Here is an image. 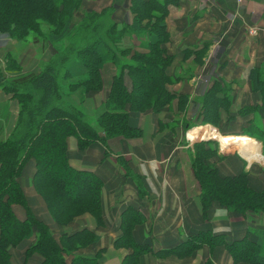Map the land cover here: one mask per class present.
<instances>
[{
  "label": "trees",
  "instance_id": "16d2710c",
  "mask_svg": "<svg viewBox=\"0 0 264 264\" xmlns=\"http://www.w3.org/2000/svg\"><path fill=\"white\" fill-rule=\"evenodd\" d=\"M174 1L131 0L133 21L119 24L112 18L115 6L87 10L77 22L74 14L83 0H0L1 33L23 43L39 37L56 48L54 55L41 63L39 73L22 72L7 77L5 70H21L12 56H8L5 68L0 67V87L20 103L12 132L0 140V264H14L12 248L31 237L34 242L26 248L22 264L36 254L42 257L39 264H100L104 249L93 256L78 253L98 241L99 236L88 228L73 233L57 232L34 212L20 178L26 163L33 160L32 185L57 225L67 226L85 213H91L99 225L103 224V179L93 170L71 165L68 138L75 136L83 150L101 142L108 153L110 139L142 135V129L130 122L132 112L159 114L172 104L177 96L169 89L175 79L168 67L174 56L165 44L171 39L166 18ZM127 35L139 37V45L123 46ZM76 36L79 42L73 44ZM106 63H113L117 71L107 99L91 114L85 99L104 87L102 68ZM250 79L254 91L263 94L260 105L264 106V69H252ZM179 100L186 104L188 95H180ZM201 100L205 122L217 124L221 120L220 110L232 104L230 87L215 82ZM257 108L259 105L248 106L239 113H251ZM233 117L229 115V120ZM240 134L264 141V129L253 119ZM208 143L196 144L195 159V171L203 183L201 201L205 214L214 202L245 216L264 210V189L250 186L248 172L222 176L217 168L206 164L207 158L216 152ZM129 167L128 164L129 174L139 178ZM14 204L25 207L26 218L18 217ZM141 222V212L133 206L122 213V234L115 246L129 248L131 252L121 264H140L144 254L153 252L149 244L135 238L134 229ZM219 245L231 253L234 264H264V230L259 229L232 241L224 234L202 230L162 253L190 255L203 246ZM205 264L214 262L208 259Z\"/></svg>",
  "mask_w": 264,
  "mask_h": 264
},
{
  "label": "crops",
  "instance_id": "0c3cea01",
  "mask_svg": "<svg viewBox=\"0 0 264 264\" xmlns=\"http://www.w3.org/2000/svg\"><path fill=\"white\" fill-rule=\"evenodd\" d=\"M174 2L169 6L170 12L166 18L171 39L165 47L174 56L168 72L175 79L169 84V89L190 96L187 108L182 110V116L189 119L187 126L193 124L191 119L202 98L198 88L205 80L210 85L215 82L223 87L228 85L232 94L229 113L221 109L223 122L227 124L224 132L230 135L224 136L203 127L193 129L189 137L195 139L198 136H212L220 141L226 137L234 138L237 146L229 156L225 153L223 168H229L231 174H239L243 171L253 172L261 167L264 182V158L260 153H263L264 141L261 143L260 140L259 143L256 137L240 134L249 121L253 119V123L257 122L258 117L263 120L264 129V106L260 105L263 94L254 91L250 79L252 69H264V0H245L242 3L238 0ZM112 3L117 6L115 19L119 24L133 21L131 0H83L79 12L100 11ZM123 10L124 14L121 13ZM52 48L48 46L44 51L36 50L33 42L23 44L9 34L0 32V67L5 68L8 56H12L16 58L21 70H5L7 77L22 72L39 73L41 63L53 55ZM116 71L113 63L103 66L104 87L88 94L85 100V106L91 114H95L107 99ZM218 95L222 96V92ZM255 105H259V108L251 113H239L241 109ZM19 109L18 99L0 87V140L6 139L12 132ZM229 115L234 116L233 119L229 120ZM172 117V104L158 114V119ZM130 122L143 129V137L112 138L109 140L108 153L107 147L101 142H94L83 150L79 148L75 136L68 138L71 165L78 169L93 170L103 179L102 225L91 213L75 217L67 226L57 225L32 185L35 164L30 160L20 180L34 212L59 233L66 230L73 233L84 228L94 231L99 236L98 241L78 253L93 256L104 249L100 264H121L131 252L129 248L115 246L116 239L122 234V213L130 206L140 210L142 215V222L134 229L136 240L153 248V252L142 256L140 264H205L208 259L215 264H234L233 256L224 245L215 248L203 246L191 255L162 253V250L176 247L202 230L224 234L229 241L240 239L254 230H264V221L260 215L253 219L248 215L230 212L218 202H214L204 215L199 183L185 153L179 150L185 145L172 140L175 134L184 132V128L178 127L171 134L159 130L157 116L151 111L132 112ZM121 156L139 178L129 174L127 168L119 163ZM17 205L13 207L18 217L26 218L25 208ZM33 242L34 237H31L12 248L13 262L16 251L25 253ZM41 259L36 254L27 264H39Z\"/></svg>",
  "mask_w": 264,
  "mask_h": 264
},
{
  "label": "rangeland",
  "instance_id": "374dc122",
  "mask_svg": "<svg viewBox=\"0 0 264 264\" xmlns=\"http://www.w3.org/2000/svg\"><path fill=\"white\" fill-rule=\"evenodd\" d=\"M83 5V4H82ZM81 5V7H82ZM109 6H115V12L113 13L112 15V18L115 19L116 18V14L117 13V6L114 5V3H112L111 5ZM80 7V8H81ZM80 8L75 12L74 14V20L79 22L82 17L84 16V13L83 12H79ZM130 10H131V4H130ZM87 11V10H86ZM97 11V10H96ZM101 11V10H100ZM120 12V11H118ZM132 12V11H131ZM122 14L125 13V11L123 10L121 12ZM119 13V14H121ZM133 13V12H132ZM134 14V13H133ZM76 17V19H75ZM109 19L111 20V17H109ZM123 24V23H122ZM34 40V45L36 47V50H41V51H44L45 48H47L48 46L53 49V55L56 51V48L55 46L53 45L52 42H49V41H41L39 37H35L33 38ZM141 39L137 36H130V35H127L125 36V38L123 39L122 41V45L123 46H133V47H136L139 45ZM79 42V38L76 36L74 39H73V44H76ZM28 43V42H27ZM27 43H23V44H27ZM66 43H68V41L64 42V46L66 45ZM52 55V56H53ZM51 56V57H52ZM212 85V84H211ZM211 85L208 83V80H205L202 85L200 86L199 85V92L202 93V96L204 94H206L210 89H211ZM228 86V85H226ZM225 86V88H226ZM202 89V90H201ZM171 90V89H170ZM176 93V98L173 99L172 101V111L174 113V117H172V119H158V114H155V116H157V126L160 128L159 130L161 131H168V134H171V133H175V132H171V131H175V129H177L178 127H183L184 128V132L182 133H177L173 136L172 140L173 141H176L179 142L181 145H185L184 147H181V149H179L182 153H185V156L188 158V162L191 166V169L195 175V177L197 178V181L199 183V187L201 189V195H202V192H203V183L201 184L200 182V179L198 177V175L196 174V171H195V159L197 158V146L196 144L197 143H200V142H210L208 143L207 146H211L214 150H216V152L214 153L213 156L207 158V162L206 164L210 165L211 167H214V168H217L219 173L222 175V176H233V175H238V174H231L230 173V169L225 167L223 168V159L225 158V156L228 154L229 156V153L232 152V150L234 151L235 150V144H237V142L235 141L234 138H229V137H226V138H223L222 141H220L218 138L216 137H212V136H207V137H202V136H198L197 138L195 139H191L189 137V133L193 130V129H202L203 127H207L208 129L210 130H215L217 131L218 133L224 135V136H228L230 134H226L224 131L227 130L226 126L227 124L225 122H223V119L224 117H222V111L220 110V114H221V120L218 121V123L214 124V123H210V122H205V119H204V114H205V108H204V104L202 102V100L197 103V107L196 108V112L194 114V118L191 119L192 120V123L193 124H189L187 126V122H188V118L187 117H183L182 116V110L183 109H186L187 107V103H188V100H190V96L188 95V100H187V103L184 104V101L181 102V100H179V96L180 95H183L184 93H181L179 91H174ZM184 95H187V94H184ZM231 99H232V94H231ZM86 100V99H85ZM169 106V105H168ZM167 106V107H168ZM166 107V108H167ZM228 109H224L225 110V113H229V109L231 107V104L228 105ZM88 110V109H87ZM148 112V111H147ZM144 113V112H143ZM228 115V114H227ZM226 118V117H225ZM188 119V120H187ZM161 122V123H160ZM262 123H263V120L258 117L257 118V122H256V125H259L261 128H263L262 126ZM225 125V126H224ZM142 129V128H141ZM242 135H245V134H242ZM249 135V134H247ZM251 136V135H250ZM143 137V129H142V135L139 136V137H135V138H141ZM254 137V136H253ZM126 139H132V138H126ZM166 139H171V138H168L166 137ZM259 138H257L258 140ZM193 142L191 143L190 142V145L188 144L187 145V142ZM259 143H263V140H258ZM234 142V143H233ZM224 146H223V145ZM229 144V145H228ZM228 145V146H227ZM246 146V145H245ZM247 147V146H246ZM243 148V149H246ZM230 150V151H228ZM226 153V155H225ZM245 152H243V155L246 156L244 154ZM260 153L262 154L263 158H264V149H263V153L260 151ZM119 158H122L124 160V157L121 156ZM262 158V159H263ZM264 162V161H263ZM119 163H121V165L125 166L126 168H128V162L126 160H124V163L121 162V159L119 160ZM244 172V171H243ZM245 172H248L249 173V181H250V186L252 188H257L259 190H263L264 189V182H263V177L261 176V174L263 173V169L261 170V167L257 168L256 170H254L253 172L252 171H245ZM242 173V172H241ZM240 174V173H239ZM21 181V180H20ZM36 190V189H35ZM39 194V193H38ZM40 195V194H39ZM213 205V204H212ZM211 205V206H212ZM17 206H20L21 208H25L23 205H17ZM210 206V207H211ZM204 207V206H203ZM209 207V208H210ZM225 207V206H224ZM226 208V207H225ZM227 209V208H226ZM26 210V209H25ZM206 213H207V210H206ZM204 215L205 214V209H204ZM262 216V220L264 221V210L260 211L259 213L257 214H249L248 216L250 218H253V219H256L257 216ZM51 216V215H50ZM20 218V217H19ZM52 218V217H51ZM53 219V218H52ZM197 250V249H196ZM195 250V251H196ZM194 251V252H195ZM193 253V252H192ZM191 255V254H190ZM14 262L18 263V264H22L24 262V252L20 251V250H17L16 253H15V256H14ZM28 263V262H27ZM215 264V263H214Z\"/></svg>",
  "mask_w": 264,
  "mask_h": 264
},
{
  "label": "built area",
  "instance_id": "2783aa9c",
  "mask_svg": "<svg viewBox=\"0 0 264 264\" xmlns=\"http://www.w3.org/2000/svg\"><path fill=\"white\" fill-rule=\"evenodd\" d=\"M244 1H245V0H238L239 3H242V2H244Z\"/></svg>",
  "mask_w": 264,
  "mask_h": 264
}]
</instances>
